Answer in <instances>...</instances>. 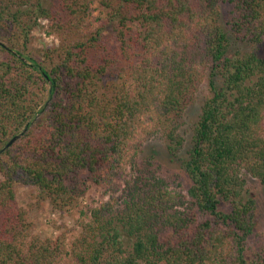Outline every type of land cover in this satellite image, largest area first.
<instances>
[{
    "label": "trees",
    "instance_id": "trees-1",
    "mask_svg": "<svg viewBox=\"0 0 264 264\" xmlns=\"http://www.w3.org/2000/svg\"><path fill=\"white\" fill-rule=\"evenodd\" d=\"M93 4L102 25L87 33ZM40 18L58 45L30 48ZM263 47L264 0H0V264H264V232L245 247L257 209L246 175L264 184ZM205 79L180 158L191 184L173 193L136 154L163 129L178 158ZM91 183L121 190V209L112 195L83 205ZM18 185L75 227L34 232Z\"/></svg>",
    "mask_w": 264,
    "mask_h": 264
},
{
    "label": "rangeland",
    "instance_id": "rangeland-1",
    "mask_svg": "<svg viewBox=\"0 0 264 264\" xmlns=\"http://www.w3.org/2000/svg\"><path fill=\"white\" fill-rule=\"evenodd\" d=\"M45 4L50 0H42ZM32 2V1H31ZM26 7V6H25ZM93 8L91 15V22L94 23V27L91 24L86 25L85 30L87 33L93 31L97 26L102 25L98 19V8L96 4L91 6ZM16 8L14 6L13 10ZM24 9V7H22ZM221 17L222 19L227 15L229 9L227 2L221 3ZM106 22V21H105ZM113 24L110 22L105 23L104 36L113 43ZM113 37V38H112ZM60 41L59 36L50 29L47 20L38 19V25H36L31 31V44L30 48H46L58 45ZM239 46L240 51L250 50L249 46L232 44L230 51ZM264 49V47H263ZM208 94L207 80L205 79L197 92V98L193 105L189 106L182 118V122L178 129V133L183 136L185 143L181 149L178 158H173L166 147L165 136L163 129L158 130L152 134L147 140L143 142L136 154V160L138 165L141 164L145 158L152 156V161L156 169V175L163 177L168 182V188L173 193L186 194L191 184L188 175L183 171L180 158L187 156V148L190 145V138L193 132V126L198 119V115L201 111V106L204 102V98ZM128 169V168H127ZM247 186L250 192L254 194L257 202L256 209V221L254 225L253 233L247 238L246 241V254L249 256L254 249V239L256 235L264 232V184L259 183L256 179L246 175ZM116 188V186H115ZM118 189V188H117ZM37 189L32 186L18 185L16 186V197L19 205L27 209V217L33 223V231L37 232L42 237H55L60 232L64 231L67 227H75V217L72 213L61 214L53 211L48 200H37ZM111 195L118 199V202L113 203L115 210L121 209L124 193L121 190L117 192L112 190V187H106L102 184L91 183L88 186L86 195L82 201L83 205L94 206L99 205L105 201L112 200Z\"/></svg>",
    "mask_w": 264,
    "mask_h": 264
},
{
    "label": "water",
    "instance_id": "water-1",
    "mask_svg": "<svg viewBox=\"0 0 264 264\" xmlns=\"http://www.w3.org/2000/svg\"><path fill=\"white\" fill-rule=\"evenodd\" d=\"M20 134H18V135H15L14 137H12V139L7 143V145L6 146H8V145H10L18 136H19Z\"/></svg>",
    "mask_w": 264,
    "mask_h": 264
}]
</instances>
